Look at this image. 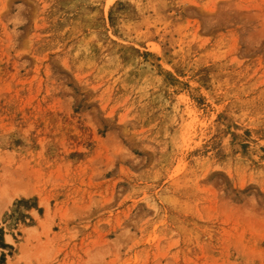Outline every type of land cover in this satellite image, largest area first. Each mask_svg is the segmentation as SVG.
Wrapping results in <instances>:
<instances>
[{
  "label": "rangeland",
  "instance_id": "1",
  "mask_svg": "<svg viewBox=\"0 0 264 264\" xmlns=\"http://www.w3.org/2000/svg\"><path fill=\"white\" fill-rule=\"evenodd\" d=\"M0 264H264V0H0Z\"/></svg>",
  "mask_w": 264,
  "mask_h": 264
}]
</instances>
